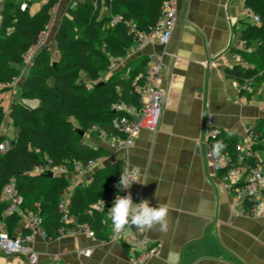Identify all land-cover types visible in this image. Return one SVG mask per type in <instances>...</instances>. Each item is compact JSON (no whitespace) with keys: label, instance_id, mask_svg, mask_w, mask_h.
<instances>
[{"label":"crops","instance_id":"1","mask_svg":"<svg viewBox=\"0 0 264 264\" xmlns=\"http://www.w3.org/2000/svg\"><path fill=\"white\" fill-rule=\"evenodd\" d=\"M30 1L0 0V11L8 4L26 2L32 14L40 3L30 7ZM72 2L57 0L46 32L26 53L22 67L46 46L56 56L53 37ZM246 8L245 0H176V18L166 43L148 41L114 60L111 70L139 63L149 51L161 58L159 85L166 87V97L157 130H140L126 151L114 148L111 136L103 133L92 142L106 151L104 165L98 168L125 155L139 170L136 179L141 183L135 181L134 187L141 199L168 205L167 231L153 225L137 235L142 244L155 249L140 262L133 258L141 250L138 243L126 246L82 233L47 239L34 229L28 245L37 264H264V209L259 206L253 214L244 207L232 186L221 179L207 143L210 127L220 128L228 138L243 139L264 118L260 104L240 95L236 81L223 74L240 61L232 48H243L240 30L253 23ZM255 47L252 41L249 48ZM82 77L87 80L85 74ZM23 221L13 233L21 231ZM19 260L0 253V264Z\"/></svg>","mask_w":264,"mask_h":264},{"label":"trees","instance_id":"2","mask_svg":"<svg viewBox=\"0 0 264 264\" xmlns=\"http://www.w3.org/2000/svg\"><path fill=\"white\" fill-rule=\"evenodd\" d=\"M74 1L75 6L68 5L53 37L56 56H52L48 46L41 49L19 85L20 99L37 100V104L28 106L17 101L8 110L16 134L7 150L0 152V230L9 233L28 210L41 218L40 226L47 239L58 236L62 222L57 202L68 180L65 176H48L32 173V170L49 158L54 164L70 169L75 161L85 163L106 152L99 146L82 144L83 139L97 137L100 133L122 135L112 125L116 113L110 106L118 100L140 106L138 87L144 81L147 59L141 58L135 65L128 63L105 77L100 85L95 84L101 81L113 60L126 55L138 33L148 34L152 30L167 0ZM56 2L46 0L32 14L27 8L21 10L18 2L0 11V86L9 85L19 74L26 53L46 32ZM245 6L258 16V22L242 26L243 48H232L240 61L226 67L223 74L236 81L240 95L251 99L254 87L264 82V0H245ZM104 8L106 12L102 14ZM117 15L120 19L114 20ZM252 41L256 43L255 48H249ZM3 116L0 106V124ZM126 118L131 119L129 115ZM76 128L82 130L83 135ZM212 128L215 127L209 129ZM218 129L209 140L217 141L221 150L232 154L238 139L228 138ZM251 129L259 134L260 142L264 140L260 133L264 131V118ZM5 139L0 135V142ZM121 166L122 159H116L107 167L98 168L89 183L77 184L72 189L69 212L87 221L97 237H106L109 226L100 224L101 215L96 211L88 214L86 209L117 185ZM11 181L23 198L21 213H5L2 189ZM243 204L249 208L254 202L245 199ZM30 232L25 227L21 229L22 234Z\"/></svg>","mask_w":264,"mask_h":264},{"label":"built area","instance_id":"3","mask_svg":"<svg viewBox=\"0 0 264 264\" xmlns=\"http://www.w3.org/2000/svg\"><path fill=\"white\" fill-rule=\"evenodd\" d=\"M75 3L72 2V6H75ZM19 7L21 10H25L27 3L20 2ZM245 12L249 14L253 23L258 22V16L250 12L248 8L245 9ZM175 18L176 0H167L162 4L160 17L152 30L148 34L138 33L130 49L141 48L148 41L152 40L166 43L170 37ZM117 19H120V16L117 15L114 17V20ZM146 59L147 62L143 74L144 81L138 87L140 106L136 107L133 103L124 100H118L110 106V110L116 113V116L112 120V125L122 133V135L111 136V142L114 148L126 151L133 144L134 138L140 130L148 129L155 132L158 128L162 106L166 97V87L159 85L162 63L160 56L153 51L146 53ZM114 65L113 60L108 71H114L111 70ZM126 72H128V69ZM16 80L17 78L14 77L11 84L15 83ZM126 115H129L131 119H127ZM218 132V128L208 130L207 143L210 148L212 162L218 172H221V179L232 186L242 201L247 199L254 202L249 210L253 214H256L259 206H262L264 209V148L263 155H260L258 153V144L260 142L259 134L249 128L246 136L243 139L237 140L235 150L230 154L228 150H221L217 141L209 140V138H214ZM95 138L92 136L90 141L83 139L81 143L88 146H97L91 143ZM8 146L9 140L5 139L0 142V152L6 151ZM120 159H122L120 175L136 179L139 170L127 162L125 155L121 156ZM103 160L104 158L101 155L89 159L85 163L75 161L72 163L71 168L68 169L64 165L54 164L52 159L49 158L45 164L34 166L32 173L46 174L51 172L52 175L65 176L68 180V185L60 193L57 202V207L61 214L60 220L62 222V225L58 229V236L61 234L82 233L96 238L95 229L87 221L79 220L78 215L70 213L68 204L73 187L80 183H89L98 166L103 164ZM120 175L118 176V181ZM134 184L135 181L131 183L129 189L120 190V195L130 192L132 199L138 202L141 200L140 191L134 187ZM116 195L119 196V191L114 186L109 194L92 202L86 211L88 214L96 211L101 215L100 224L102 226H109V233L106 236L108 242H118L126 246H130L132 243H138L141 246V250L133 258L136 261L144 262L146 256L155 249V246H146L141 243L137 235L143 228L132 223L130 220L119 228L115 226L110 213L111 204ZM2 199L6 202L5 213H21L20 206L23 198L14 188L12 181L3 187ZM25 212L21 229L23 227L31 231L38 229L42 236L46 238V232L40 226L41 218L28 210H25ZM13 232L9 233L6 230H0V253L6 256H18L20 260L15 264H37V256L28 245L30 234H22L21 231L17 233Z\"/></svg>","mask_w":264,"mask_h":264},{"label":"clouds","instance_id":"4","mask_svg":"<svg viewBox=\"0 0 264 264\" xmlns=\"http://www.w3.org/2000/svg\"><path fill=\"white\" fill-rule=\"evenodd\" d=\"M137 180L120 175L116 185L119 196L116 195L112 201L110 213L115 226L119 228L130 220L142 228H151L153 225H159L161 231H167V216L169 211L167 204L159 203L158 205H153L147 199H141L136 202L132 199L130 192L120 195V190L129 189L131 183Z\"/></svg>","mask_w":264,"mask_h":264},{"label":"rangeland","instance_id":"5","mask_svg":"<svg viewBox=\"0 0 264 264\" xmlns=\"http://www.w3.org/2000/svg\"><path fill=\"white\" fill-rule=\"evenodd\" d=\"M45 0H31L29 2L30 7L39 4L38 8L41 6V4ZM37 8V9H38ZM51 45V44H50ZM51 48V47H49ZM137 61H132V65H135ZM115 68V67H114ZM28 70V67H20L19 68V74L15 76L17 80L13 84L6 85L5 87L0 86V106L2 107V110L4 112L2 123L0 124V135H4L5 138L9 141H11L16 134V127L11 123L8 117V110L9 108L17 101H21L23 103H26L28 106H35L37 104V100H21L19 97V85L21 82L22 77L26 74ZM117 70H114L115 72ZM110 72L109 74L113 73ZM108 74V75H109ZM105 76V75H104ZM103 76L101 78V81H103ZM92 82H89V85H91ZM253 98L254 101L258 102L260 106L264 109V82L260 85H257L253 89ZM262 137L264 136V131L260 132ZM95 138V137H94ZM92 143V142H91ZM260 146L258 148V153L260 155H263V148H264V140L259 142ZM258 144V145H259ZM103 165V164H101Z\"/></svg>","mask_w":264,"mask_h":264},{"label":"water","instance_id":"6","mask_svg":"<svg viewBox=\"0 0 264 264\" xmlns=\"http://www.w3.org/2000/svg\"><path fill=\"white\" fill-rule=\"evenodd\" d=\"M101 83H102V81H98V82H96L95 85H100ZM11 107H13V105H12ZM76 131H77L79 134L83 135V131H82V130L76 128ZM46 175H48V176H52V173H51V172H48V173H46ZM19 212H20V211H19Z\"/></svg>","mask_w":264,"mask_h":264}]
</instances>
